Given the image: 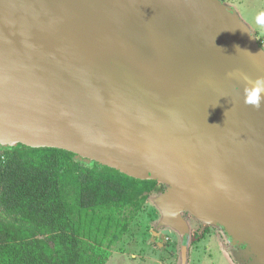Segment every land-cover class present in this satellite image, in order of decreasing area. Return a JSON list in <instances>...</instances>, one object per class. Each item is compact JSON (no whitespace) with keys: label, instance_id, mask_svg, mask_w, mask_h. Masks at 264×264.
Listing matches in <instances>:
<instances>
[{"label":"water","instance_id":"95a60500","mask_svg":"<svg viewBox=\"0 0 264 264\" xmlns=\"http://www.w3.org/2000/svg\"><path fill=\"white\" fill-rule=\"evenodd\" d=\"M241 74L264 57L221 0H0V145L167 181L264 259V101Z\"/></svg>","mask_w":264,"mask_h":264},{"label":"trees","instance_id":"16d2710c","mask_svg":"<svg viewBox=\"0 0 264 264\" xmlns=\"http://www.w3.org/2000/svg\"><path fill=\"white\" fill-rule=\"evenodd\" d=\"M153 183L64 149L3 151L0 264H106Z\"/></svg>","mask_w":264,"mask_h":264},{"label":"rangeland","instance_id":"374dc122","mask_svg":"<svg viewBox=\"0 0 264 264\" xmlns=\"http://www.w3.org/2000/svg\"><path fill=\"white\" fill-rule=\"evenodd\" d=\"M222 4L246 24L264 57V29L255 19L264 11V0H226ZM13 146L1 144L0 153ZM77 158L88 165H104ZM137 179L154 183L146 190V201L106 264H264L260 246L232 233L221 219L174 195L169 182Z\"/></svg>","mask_w":264,"mask_h":264},{"label":"clouds","instance_id":"9594fccd","mask_svg":"<svg viewBox=\"0 0 264 264\" xmlns=\"http://www.w3.org/2000/svg\"><path fill=\"white\" fill-rule=\"evenodd\" d=\"M255 19L256 23L261 27V29H264V11L257 14ZM236 47L239 48L238 45ZM240 78L246 81V86L244 88V103L251 105L257 109L261 108L262 101H264V96L261 95L262 93H264V77H257L255 81H252L246 74H241ZM212 126L221 125L212 124Z\"/></svg>","mask_w":264,"mask_h":264}]
</instances>
